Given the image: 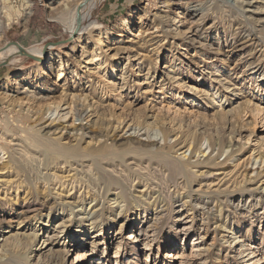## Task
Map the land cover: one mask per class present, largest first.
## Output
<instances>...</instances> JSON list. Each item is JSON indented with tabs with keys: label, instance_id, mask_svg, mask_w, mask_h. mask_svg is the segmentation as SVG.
<instances>
[{
	"label": "rangeland",
	"instance_id": "374dc122",
	"mask_svg": "<svg viewBox=\"0 0 264 264\" xmlns=\"http://www.w3.org/2000/svg\"><path fill=\"white\" fill-rule=\"evenodd\" d=\"M26 1L27 15L5 2L0 50H47L0 59V264H264V0H93L74 37L79 0ZM84 100L109 115L74 121ZM45 132L78 155L124 157L121 183L100 178V200L70 153L39 169L13 153ZM164 161L182 167L179 186L154 170ZM13 234L32 247L4 246Z\"/></svg>",
	"mask_w": 264,
	"mask_h": 264
},
{
	"label": "bare ground",
	"instance_id": "6f19581e",
	"mask_svg": "<svg viewBox=\"0 0 264 264\" xmlns=\"http://www.w3.org/2000/svg\"><path fill=\"white\" fill-rule=\"evenodd\" d=\"M6 1L7 0H2V4L0 6V15L1 14H4V15L6 14V17H7L8 21H9L11 19V17H10V13L8 12V10L6 9V6H5V2ZM24 2L26 4L25 7H24V11H25L24 15H27L29 13V6L30 5L28 4V2L26 0H24ZM208 2H209V0H192L190 2L191 5H189L187 7H190L192 9H194V11H197V10L201 9V8L197 9V6H201V4L205 5V3H208ZM92 4H93V0H79L78 4L76 5V7L74 9V12H73L72 17L70 19V22H69V26H68V33L69 34H71V35H73L74 33L78 34L80 32V29H81V28L77 29V24H76L77 9L79 7H81L80 16H81V23H82L84 21V14L82 13V10H84V9H86L88 7H91ZM121 25L123 27H126V28H124V30L125 29L129 30V26H128L129 23H128L127 19H123L121 21ZM196 25L199 26L200 23H198ZM89 27L88 28H83L82 31L89 30ZM2 28L3 27H2V24L0 22V37H1V33H2ZM91 29L92 28H90V30ZM17 46L21 47L27 54H29V55H31V56H33L35 58H38V59H41L42 56H45V53H46V51L44 49V53L42 54V48L25 49L21 45L16 44V45H13L12 47H9L6 51H1L0 50V59H3L6 56L12 57L13 55L17 54V50H18ZM52 61H53V56L50 55L49 64H48V67H47L48 70L51 68ZM44 67H46V66H44ZM25 77H26L25 74L15 77L13 79L12 86H15L16 89L20 90L21 86H22V83H24V81H26ZM107 83H108L107 85H110V82H107ZM26 90H27V88H25V86L22 87V92H25ZM2 91L3 92H7L9 90H7V87H4L2 89ZM103 108L104 107H102V106L95 107L94 105H91V104H87L86 105L85 104V100H84V103L82 105H80V108H76V109L74 108L73 110H69L67 114H70L71 111H73L72 115L75 118L74 121H82L86 117L89 118L90 116H97V115L100 117L102 115H105L104 113L108 114L110 109H108V108L106 109V107H105V109H103ZM110 112H112V110ZM112 115H113V113H112ZM119 115L121 117V114H119ZM110 116H111V113H110ZM124 116H126V114H124ZM126 118L127 117H123V118L121 117L122 122H124V120ZM127 121H129L128 118H127ZM27 140L29 142L28 144L33 146V148L36 149V150L27 149V146H23L21 143H18V144H16V146L19 147V149L13 150V153H15L17 156H19L18 158H20V159L23 158L24 157L23 153H26V155L28 154L29 157H30V160L34 163L35 168L39 169L40 166L43 165L42 162L45 159H48V157H50L51 155L63 156V155H67L68 153H70L72 155L71 157L74 160L73 161V163H74L73 165H76L79 168V170L77 172L78 173H85L86 174L85 176L87 177L86 181H87L88 185H89V183L91 185H93L92 189L94 190V194H95L94 198L98 197L101 200L102 199V194L101 193L106 190L105 187L100 185L101 184L100 183L101 179H104V184L105 185H107V184H115V185L118 186L119 183H121V181H122V179H121L122 171L121 170H119V171L116 170V169H118L120 167V165H118V164L120 162H123V160H124V157L120 156L119 154H116V153L106 154V153H100V152H97V151H91L89 155H85V156L78 155L76 153H79V152L76 149L65 150L63 147L53 143L51 140H49L47 138L46 132H45V134H38L37 133V134H35L34 136H32L31 138H29ZM178 145H180V143ZM184 147L185 146L183 145L181 148H184ZM135 149H137L139 151H143V154H148V152H149L147 150H141L139 148H135ZM21 153H22V155H20ZM31 153H35V155H33ZM152 157L155 158L157 161L162 162V155L161 154L160 155L159 154H157V155L154 154ZM87 164H89L88 167L85 166ZM161 165L162 166H160V167L158 166V167L154 168V170L156 172H160L161 175L163 176V178L167 179L166 180L167 183H169V184L171 183V184H174L176 186H179V183H178L177 180L178 179L180 180L182 178V176H183L182 167L179 164H177L175 162H170V161H164ZM85 168L87 169L86 171H84ZM136 169H137V167H136ZM37 171L40 174L39 170H37ZM98 185H100V186H98ZM121 194L125 197V191L123 189H121ZM80 205H82V203ZM100 205H101V203H100ZM68 206L71 207L70 205H68ZM74 207H71L72 210L74 209ZM96 208H97V205H96ZM23 209H24V213L28 214V213L34 212L36 208H34L33 205H25V207H23ZM48 210H49V212L45 215L46 219L51 217V214L53 215V212L51 213V209L49 208ZM80 214L81 213H76L75 215L79 216ZM103 216H104L103 209H98V211L93 212L91 214V218L89 220L91 222L90 225L95 226L97 224V221H102L103 220ZM80 223H82V222L81 221L77 222V224H80ZM230 230L232 231V229H230ZM33 234H34V232H32V235ZM30 237L31 236L26 235L25 239L23 240V239H21L19 237V235L13 234L12 236H10L7 239H5L3 241V244H4V246L10 245L14 249L20 248L21 250L26 251V250H29L32 247V245H33L32 238H30ZM128 239H131V236ZM233 239L234 240L237 239V236L234 237ZM244 246L247 248V250H248V248H250L249 246H247L245 244H244ZM196 248L197 247H195V246L192 247V250L190 252L191 256H193V252H197V251L199 252L200 251V250H197ZM203 250H205V252H208L209 248H206V249H203ZM250 254L253 255V253H250ZM86 257L87 256L85 254H77L76 259H77L78 262H81ZM170 257H172V259H174V258L176 259L175 256L169 255L168 258H170ZM198 257H199V255H198Z\"/></svg>",
	"mask_w": 264,
	"mask_h": 264
},
{
	"label": "water",
	"instance_id": "95a60500",
	"mask_svg": "<svg viewBox=\"0 0 264 264\" xmlns=\"http://www.w3.org/2000/svg\"><path fill=\"white\" fill-rule=\"evenodd\" d=\"M80 10H81V7H79V8L77 9V19H76L77 29H78V28H79V29L81 28V16H80ZM76 34H77V33H74L73 35H71V37H74ZM11 45H12V46H13V45H16V43H12ZM17 47H18V50H17V54H18V55H22V56L27 57V58H29V59H31V60H34V61H40V60H41V59L35 58V57H33V56L27 54V53H26L21 47H19V46H17ZM46 47H47V46H46ZM46 47H44L45 51L47 50Z\"/></svg>",
	"mask_w": 264,
	"mask_h": 264
}]
</instances>
